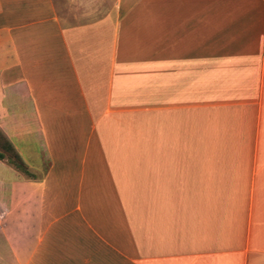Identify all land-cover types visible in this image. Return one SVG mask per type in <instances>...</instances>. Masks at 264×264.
I'll list each match as a JSON object with an SVG mask.
<instances>
[{
	"label": "crops",
	"instance_id": "crops-1",
	"mask_svg": "<svg viewBox=\"0 0 264 264\" xmlns=\"http://www.w3.org/2000/svg\"><path fill=\"white\" fill-rule=\"evenodd\" d=\"M0 264H264V0H0Z\"/></svg>",
	"mask_w": 264,
	"mask_h": 264
},
{
	"label": "trees",
	"instance_id": "trees-1",
	"mask_svg": "<svg viewBox=\"0 0 264 264\" xmlns=\"http://www.w3.org/2000/svg\"><path fill=\"white\" fill-rule=\"evenodd\" d=\"M0 160H6L18 171L30 175V171L14 146L0 134Z\"/></svg>",
	"mask_w": 264,
	"mask_h": 264
}]
</instances>
